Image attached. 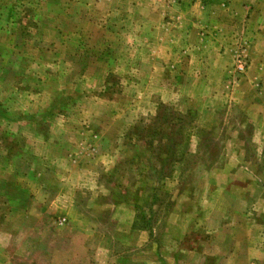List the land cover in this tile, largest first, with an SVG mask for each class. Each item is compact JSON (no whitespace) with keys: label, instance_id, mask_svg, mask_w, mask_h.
Masks as SVG:
<instances>
[{"label":"rangeland","instance_id":"374dc122","mask_svg":"<svg viewBox=\"0 0 264 264\" xmlns=\"http://www.w3.org/2000/svg\"><path fill=\"white\" fill-rule=\"evenodd\" d=\"M0 264H264V0H0Z\"/></svg>","mask_w":264,"mask_h":264},{"label":"built area","instance_id":"2783aa9c","mask_svg":"<svg viewBox=\"0 0 264 264\" xmlns=\"http://www.w3.org/2000/svg\"><path fill=\"white\" fill-rule=\"evenodd\" d=\"M242 68V67H241Z\"/></svg>","mask_w":264,"mask_h":264}]
</instances>
